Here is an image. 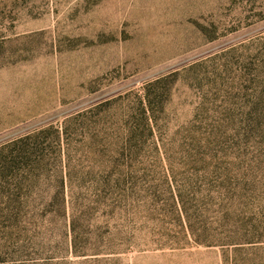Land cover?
<instances>
[{"label": "rangeland", "instance_id": "1", "mask_svg": "<svg viewBox=\"0 0 264 264\" xmlns=\"http://www.w3.org/2000/svg\"><path fill=\"white\" fill-rule=\"evenodd\" d=\"M0 264H264V0H0Z\"/></svg>", "mask_w": 264, "mask_h": 264}, {"label": "trees", "instance_id": "2", "mask_svg": "<svg viewBox=\"0 0 264 264\" xmlns=\"http://www.w3.org/2000/svg\"><path fill=\"white\" fill-rule=\"evenodd\" d=\"M164 80L162 78L157 79L144 87L145 93L140 102V107L129 115L124 127L118 132V141L108 149V154L112 158L109 168L115 175L113 180L117 185H120L132 173L130 162L126 163L123 159H126V157L136 158L143 148L145 137L151 136L153 133L150 122L152 117L151 101L148 91L152 86L159 85ZM72 252L74 255L81 254L74 239L72 241Z\"/></svg>", "mask_w": 264, "mask_h": 264}]
</instances>
